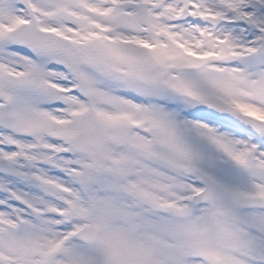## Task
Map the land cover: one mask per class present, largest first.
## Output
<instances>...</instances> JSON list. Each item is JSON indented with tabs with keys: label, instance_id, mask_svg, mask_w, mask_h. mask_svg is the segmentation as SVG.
Segmentation results:
<instances>
[{
	"label": "snow or ice",
	"instance_id": "1",
	"mask_svg": "<svg viewBox=\"0 0 264 264\" xmlns=\"http://www.w3.org/2000/svg\"><path fill=\"white\" fill-rule=\"evenodd\" d=\"M0 264H264V0H0Z\"/></svg>",
	"mask_w": 264,
	"mask_h": 264
}]
</instances>
